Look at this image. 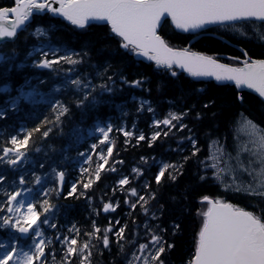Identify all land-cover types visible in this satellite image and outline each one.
<instances>
[{"label":"snow or ice","instance_id":"snow-or-ice-1","mask_svg":"<svg viewBox=\"0 0 264 264\" xmlns=\"http://www.w3.org/2000/svg\"><path fill=\"white\" fill-rule=\"evenodd\" d=\"M15 6L0 8V41L8 38L17 37L18 30L30 22V18L38 13H50L60 17L69 25L77 29H85L90 22H100L108 27L109 32L106 39L115 41L116 50H123L122 55L141 58L147 62L154 63L156 69L169 78H175L179 73H186L188 77L197 80L212 79L221 84L232 83L237 89H248L258 94L259 103L264 105V58L253 59L244 48H239V56H225L223 58L216 55H209L200 51H193L189 45L183 48L170 46L162 35L165 24L170 23L175 30L181 33L197 36L200 33L208 32L213 28L233 29L240 31L237 25L257 23L264 26V0H14ZM58 6V7H57ZM14 17V18H11ZM37 36L43 35V26L35 28ZM264 39V37H261ZM34 53L39 54L38 60H32L31 67L40 70H47L55 75H62L63 88L65 92L71 91L77 95L71 96L68 102L60 99H48L45 93L32 87L28 91L19 90V95L7 101L11 110L15 111L23 100L30 104H48L51 112L54 113V123L59 124L61 118L71 112L74 105L78 109L86 106H98L107 103L105 97H111L121 88L117 85H127L128 87L147 90L143 88L144 82L136 79L132 82L122 79V72L110 70L111 64L90 65L95 74L90 75L87 71L81 72L77 66L88 64V51H77L67 46L42 45L29 51L26 61ZM264 55V54H262ZM14 56L0 55V61L9 64L14 60ZM229 60L234 63L221 62ZM67 65V68H64ZM24 64L19 67H24ZM74 73H78L74 75ZM41 83L45 81L41 80ZM8 87L0 91H8ZM53 92H60L61 86L53 88ZM133 100L136 98L133 97ZM211 99V98H210ZM231 105H238L240 109L248 103L245 95H234L229 102ZM147 105V112L152 113L153 108L148 100H139V109ZM216 101L211 99L210 103H205V109L213 110L215 115ZM120 107V105H117ZM8 109H0V118L5 117ZM192 109L180 111H169L167 117L153 119L152 124L156 129L163 125L166 131H155L149 139V147L152 142L160 139L161 135L167 137L175 129L177 132H184L178 148L181 160L174 164L164 163L162 168L155 175L154 180L157 185L161 184V179L165 177V172L172 169L176 175L170 174L168 179L174 181L178 175H183L184 166L189 160L197 166L195 179L199 185L213 184L217 192L211 195H202L200 203L202 210L198 212L201 218L198 233L194 237V251L187 259L185 264H264V121L256 122L250 118L245 111L238 109L236 116L230 122L234 130L232 143H228V137L212 138L209 133L208 151L204 158H200L202 149L198 147L199 137L193 129L185 122L186 117ZM127 115V113H122ZM202 116L199 112L195 113V120L199 121ZM47 117L42 124H49ZM126 138L133 137L132 131L118 128ZM41 132L37 126L33 129ZM52 128H46L41 134L47 138ZM96 131L102 134L103 138L99 144L104 145L109 141V134L113 131V126L109 122L107 127L97 125ZM91 135V132L89 133ZM32 132H28L23 139L12 135L7 141V145L0 146V164L9 167L20 165L23 161L27 163L26 149L29 145ZM137 141H145L143 133L139 134ZM91 154L80 152L84 157L83 163L90 164L92 154H96L97 144H91ZM189 152L183 155L184 151ZM98 163L90 172L89 168L81 167L80 178L70 182L65 189L66 171L53 166L51 174L54 175V186L42 192L44 197L55 194L64 199L85 196L87 190L92 188L94 180H100L101 171L108 164V158L113 155V147L109 146L99 154ZM66 160L67 157H64ZM143 160L144 158L141 157ZM122 164V160L116 161ZM41 168L44 164L40 165ZM115 172V167L109 169ZM137 176H143L139 168L131 170ZM88 174L87 180L84 179ZM225 176L230 177L224 179ZM247 177V180L243 179ZM6 177L0 175V185H3ZM35 183L40 184L41 178L35 177ZM19 184H25L23 175L19 177ZM130 184L128 176H123L116 182V187L121 192L124 186ZM82 188V191L80 190ZM136 187L131 188L125 196L124 203L129 212H135L139 208L140 213L147 219L141 228L133 219V230L128 229L127 222L121 224L119 219L114 221L118 227L113 228V221L109 220L108 226L103 230L99 226H93V231L87 233L90 240L94 238L100 243L104 250L110 249L114 243L117 254L125 256L126 264H172L170 256L176 248L175 240H169L168 236H175L180 229L179 221L169 225L163 224L164 205L157 200L155 191H150L151 184L142 182ZM28 191H31L29 189ZM145 194H141V192ZM6 199L0 205V228H11L26 237L37 225L42 214L52 212L53 205L48 199H44L37 209L36 203L24 201L17 202L21 196L20 190L8 192L4 191ZM129 197L135 198L130 200ZM87 199V197L85 196ZM156 201L159 207L150 202ZM119 203H104L102 210L104 213L115 212ZM156 208V211L152 209ZM159 213V215L157 214ZM44 225L52 229L56 228L54 222L46 215ZM72 236L55 235V241L62 252L60 264H73V260L79 264H91L90 256L92 244L86 241L78 249L77 236L79 229L72 225L68 229ZM126 231L132 234L125 236ZM110 234L115 240H110ZM143 241V242H141ZM130 242L134 250L130 257L127 256L125 243ZM53 245V240L44 238L41 227L37 225L33 233V239L29 250H21L17 253V248L13 246L7 250L4 243H0V248H5L0 264H8L13 257H16L15 264H47L46 247ZM49 254L55 255L50 252Z\"/></svg>","mask_w":264,"mask_h":264},{"label":"trees","instance_id":"trees-1","mask_svg":"<svg viewBox=\"0 0 264 264\" xmlns=\"http://www.w3.org/2000/svg\"><path fill=\"white\" fill-rule=\"evenodd\" d=\"M15 6L14 0H0V8ZM42 25L47 31V36L38 37L35 28ZM109 29L104 25H91L85 29H77L69 25L67 22L59 18H54L50 13L43 16L36 15L32 24L21 34L15 41L0 45V55L14 56L15 59L9 64L0 61V89L8 87V91H0V109H8L4 118H0V146L7 145V141L12 135L23 139L28 132H32L29 145L23 149L26 153L27 163H24L21 169H13L6 164H0V175L5 176V182L0 185V205L4 203L5 189L9 192L19 182L21 175L25 178V188L31 189L30 194L33 203H36L37 209H40L44 199H48L49 203L54 207L52 212L42 214L40 219L42 222L47 215L50 222L56 224V228L52 229L47 226V239L53 240V245L47 248V264H60L62 252L55 241V235L59 233L61 236H72L68 229L75 225L79 229L77 236L79 249L84 242L90 241L93 245L90 249L91 264H126L125 256L117 254L116 245L113 243L108 250H104L100 243L94 238L90 240L87 233L93 231V226H99L102 230L108 226L109 220L113 221L115 230L117 225L114 224L116 219L121 224L127 222L128 229L133 230L132 220L135 219L138 225L143 226L147 219L140 213L139 208L135 212H129L124 203L125 196L128 191L136 187L140 190L139 185L150 183V191H155L157 200L164 205V214L162 217L164 225H171L179 221L180 229L175 236L167 238L175 240L176 248L170 256L172 264H185L187 259L194 251V237L198 233L201 218L198 212L202 210L200 198L202 195H211L217 192V188L213 184L199 185L195 179L197 166L193 160H189L184 166L183 175H178L177 179L171 181L168 179L170 174L176 175L172 169L165 172V177L161 179V184L155 183L154 177L162 168L164 163L174 164L181 160L178 154V145L184 137V132H177L173 129L167 137L161 135L160 139L152 142L149 147L150 136L155 131H166L167 129L161 125L160 129H156L152 124L153 119H164L169 111H180L191 108L185 119L189 127L193 129L199 137L198 147L202 149L200 158L207 155L209 133L212 138L228 137L231 140L232 128L230 122L236 116L238 109L245 111L246 114L253 118L254 121H264V105L259 103V98L246 92H240L233 86H218L214 83H199L190 77L179 73L175 78L162 76L153 63H145L138 61L132 57L122 55L123 50H116L115 41L106 39ZM162 35L175 48H183L190 45L192 41V50L200 51L209 55L216 56H239V48H244L253 59L264 58V39L260 36L248 40L239 35L221 34L217 29H212L201 36L182 35L173 29L170 23L164 25ZM264 37V36H263ZM39 42L47 45L67 46L77 51H88V64L77 66L81 72L87 71L90 75H94L92 64L106 65L111 64L110 70L122 72V79L132 82L140 79L144 82L143 88L147 90L128 87L127 85H117L121 91L106 96L107 103L92 107L86 106L78 109L74 105L71 112L61 118L59 124L54 123V113L51 112V106L48 104H30L21 101L15 111L11 110L7 101L19 95L20 89L36 87L43 93L50 92L59 84V80H63L62 75H55L47 70H40L31 67L32 60H36L37 56L33 55L26 61L29 51H33L38 47ZM226 63H234L229 60H221ZM24 64V67L19 65ZM64 65V68H67ZM78 73H74L76 75ZM43 80L45 83H41ZM65 91V90H63ZM75 93L68 91L66 95L60 96V100L68 102L69 98ZM242 94L248 98V103L242 109L238 105H231L229 102L234 95ZM77 95V94H76ZM136 99L133 100L132 98ZM216 101L215 115L213 110L205 109L203 105L210 103L211 99ZM48 99V98H47ZM148 100L153 108V112H147V105L143 109H139V100ZM120 105V107H117ZM127 115H122V113ZM199 112L202 119L195 120V113ZM47 117L49 124H42ZM111 123L113 131L109 134V146L113 147V155L108 158V164L101 171L100 180L95 181L93 174V186L80 196L79 199L73 197L64 199L51 194L44 197L42 192L54 186V175L51 169L56 166L58 169L66 170L67 184L80 178L81 167L89 168L93 172L98 163L97 150L96 154H92L91 162L83 163L84 157L80 156V152H91L90 146L86 144L98 143V138L94 136L90 141L84 143L88 130L95 128L97 124L107 125ZM39 126L41 132L33 131ZM46 128H52L47 138L42 137V132ZM118 128L132 130L136 134L143 133L146 137L145 141H137L135 136L124 137ZM10 146V145H7ZM106 155V150H105ZM187 150L183 155H188ZM64 157H67L65 160ZM141 157L144 159L142 160ZM122 160L123 163H116ZM44 164L41 168L40 165ZM115 167L116 171H109ZM139 168L143 172V176H137L131 170ZM41 178V183H35V177ZM123 176H128L130 184L124 186L121 192L117 188L113 193L112 189L116 187V182ZM88 174L84 179L87 180ZM82 191V188L80 189ZM141 194H145L143 191ZM130 200L135 198L129 197ZM119 203V207L115 212L104 213L102 206L104 203ZM156 205V201L150 202L149 207ZM156 211V208L152 209ZM5 213H0V216ZM159 215V213H157ZM8 230L0 228V243L4 239H8ZM131 231H126L125 236L131 235ZM110 240L114 241L115 237L110 234ZM143 242V241H141ZM125 243L127 256L130 257L134 250L130 242ZM50 252L55 255L49 254ZM73 264H79V261L73 260Z\"/></svg>","mask_w":264,"mask_h":264},{"label":"rangeland","instance_id":"rangeland-1","mask_svg":"<svg viewBox=\"0 0 264 264\" xmlns=\"http://www.w3.org/2000/svg\"><path fill=\"white\" fill-rule=\"evenodd\" d=\"M251 29H254V30H255V33H260L262 37L264 36V30H262L261 28H258L257 26H254V27L251 28L249 25H245L244 28L241 29V33H240L239 35H240V36H246V35L248 36V35H249L248 37H251L250 35H252V37L255 38V36L252 34ZM42 36H45V32H44V31H43V35H42ZM35 54H36V53H35ZM60 86H61V91H60V92H52V93H53V97H54V99H61V98H59V97L65 95V93L63 92V83H62ZM233 131H234V130L232 129V132H233ZM91 133H92V134H93V133H96V134L100 135L101 137H103L102 134L99 133V132L96 131V130L92 131ZM133 136H138V135L134 133ZM228 143H229V144L232 143V136H231V140H230V142H228ZM105 144H106V143H105ZM105 144H104V145H105ZM104 145H101V146H100V147L102 148L101 151H105V148H103ZM229 178H230V177H228V176H225V177H224V179H229ZM243 179L247 180V177H244ZM18 187H19L18 184L14 186V188H16V189H17ZM28 192H29V191H28L27 189H25V191H23L22 198L20 199V201H21V200L24 201L25 205H27L28 203H30V199H29ZM18 202H19V201H18ZM30 245H31V243H30ZM20 251H21V250L18 249V250H17V253H19ZM24 251H25V250H24ZM4 254H5V251H2V254L0 255V258H3ZM15 262H16V257L14 256L13 259L10 260V261L8 262V264H15Z\"/></svg>","mask_w":264,"mask_h":264},{"label":"water","instance_id":"water-1","mask_svg":"<svg viewBox=\"0 0 264 264\" xmlns=\"http://www.w3.org/2000/svg\"><path fill=\"white\" fill-rule=\"evenodd\" d=\"M58 7V6H57ZM46 13V12H45ZM45 13H38V15H43V14H45ZM53 16V15H52ZM54 17H56V16H54ZM11 18H14V17H11ZM57 18H60V17H57ZM62 19V18H61ZM33 21V17H31L30 18V22H27L26 23V25L25 26H23L20 30H18V34H17V36L21 33V32H23L24 31V29L26 28V26L27 25H29L31 22ZM92 24H97V25H104V24H102V23H100V22H90V25H92ZM87 27V26H86ZM173 28H174V26H173ZM175 30V29H174ZM176 32H178V33H180V34H184V35H190V34H186V33H181V32H179L178 30H175ZM17 37H15V38H8V39H5V40H3V41H0V44H2V43H4V42H11V41H14L15 39H16ZM136 59H141V58H137V57H135ZM143 61H145V60H143ZM145 62H147V61H145ZM179 71V70H178ZM183 74H185V75H187L186 73H183ZM192 79H194L195 81H199V82H203V83H209V82H212V83H215L216 85H218V86H234L235 87V85L234 84H232V83H227V84H221V83H218V82H216V81H214V80H212V79H208V80H197V79H195V78H192ZM240 92H246V93H249V94H252V95H254L255 97H257L258 98V94H255V93H253V92H251V90H248V89H238ZM22 237V236H21ZM23 239L24 238H27V236L26 237H22Z\"/></svg>","mask_w":264,"mask_h":264}]
</instances>
